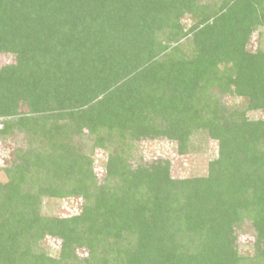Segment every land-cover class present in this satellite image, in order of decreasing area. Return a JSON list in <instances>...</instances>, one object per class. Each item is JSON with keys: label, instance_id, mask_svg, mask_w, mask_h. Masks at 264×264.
Here are the masks:
<instances>
[{"label": "trees", "instance_id": "16d2710c", "mask_svg": "<svg viewBox=\"0 0 264 264\" xmlns=\"http://www.w3.org/2000/svg\"><path fill=\"white\" fill-rule=\"evenodd\" d=\"M262 36L264 0H0V264H264ZM201 135L205 176L143 154Z\"/></svg>", "mask_w": 264, "mask_h": 264}, {"label": "rangeland", "instance_id": "374dc122", "mask_svg": "<svg viewBox=\"0 0 264 264\" xmlns=\"http://www.w3.org/2000/svg\"><path fill=\"white\" fill-rule=\"evenodd\" d=\"M183 23L186 25L187 28H189L192 24V21L189 20V18H185ZM256 37L257 34L254 35V39L251 42V48L253 49L256 44ZM263 41L262 45H264V36H262ZM5 58L0 56V63H4ZM229 105L238 103L239 100H235L232 98L226 99V101ZM260 114H254V117H260ZM22 140V142H21ZM18 142H21V145H23V139L20 138L17 140ZM159 141V143H158ZM157 142H145L142 143L143 145V154L146 157L147 161L151 160H158V159H164L169 160L171 163V176L176 179H184V178H192V177H201L205 176L208 171V164L209 162L214 159L217 155L218 147L217 142L210 141L204 136H198L194 139V145L193 151L187 155H178L176 148L173 144L158 140ZM14 146V143L11 142ZM7 148V147H5ZM5 151V152H4ZM7 151L4 148L0 149V165L3 164V162L7 159ZM103 154H99L98 158L96 160L95 165V172L96 175L101 178L105 175V169L103 168L104 160H103ZM0 179H3V176L0 175ZM45 201V207L43 209V212L47 215L49 214H60V216H78L82 212L83 208V201L81 198H71L63 200L62 202H52ZM51 207H53L51 209ZM254 241V236L252 234V231L248 226H245L244 232L240 234L239 242L241 245H248V243H252ZM47 245L53 243L54 245L58 244V240H53L48 238L47 239ZM245 249L246 246H244ZM244 249V250H245ZM79 255H83L85 253L84 250H78Z\"/></svg>", "mask_w": 264, "mask_h": 264}]
</instances>
